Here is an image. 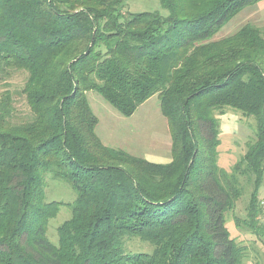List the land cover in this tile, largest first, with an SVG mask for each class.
<instances>
[{
	"label": "trees",
	"instance_id": "1",
	"mask_svg": "<svg viewBox=\"0 0 264 264\" xmlns=\"http://www.w3.org/2000/svg\"><path fill=\"white\" fill-rule=\"evenodd\" d=\"M167 14L125 13L126 0H0V73L24 70L29 118L0 94V264H239L225 215L248 191L237 227L262 240L264 32L214 35L262 0H158ZM124 117L156 95L171 160L149 162L100 144L85 98ZM255 121L230 172L217 166L216 111ZM48 179L75 194L70 217ZM138 239L149 253L127 249ZM264 264V263H259Z\"/></svg>",
	"mask_w": 264,
	"mask_h": 264
},
{
	"label": "rangeland",
	"instance_id": "2",
	"mask_svg": "<svg viewBox=\"0 0 264 264\" xmlns=\"http://www.w3.org/2000/svg\"><path fill=\"white\" fill-rule=\"evenodd\" d=\"M125 13L158 12L166 15L158 0H126ZM251 25L264 32V0L241 10L226 23L215 35L220 40L236 33L245 25ZM28 74L24 70H8L0 73V94L9 90L16 100L17 121L29 118V110L22 95ZM85 98L89 109L96 119L94 134L100 144L109 149L143 158L152 163L166 164L171 160V136L167 121L159 108V100L153 95L129 117L120 115L101 96L94 91H86ZM214 117L219 122V145L217 147V166L230 172L233 165L245 153L246 143L252 140L255 121L246 118L231 109L216 111ZM248 189L236 202L235 207L225 215V227L229 237L241 247L243 257L239 264L264 263V236L259 240L249 234L245 228L237 227L236 220L245 217ZM264 206V173L258 191ZM45 195L47 201L63 203L57 216L47 226L48 240L57 243V228L70 217L68 204L73 203L75 194L63 181L48 179ZM127 249L134 252L149 253L151 247L138 239L127 241Z\"/></svg>",
	"mask_w": 264,
	"mask_h": 264
},
{
	"label": "crops",
	"instance_id": "3",
	"mask_svg": "<svg viewBox=\"0 0 264 264\" xmlns=\"http://www.w3.org/2000/svg\"><path fill=\"white\" fill-rule=\"evenodd\" d=\"M159 164V163H158Z\"/></svg>",
	"mask_w": 264,
	"mask_h": 264
}]
</instances>
